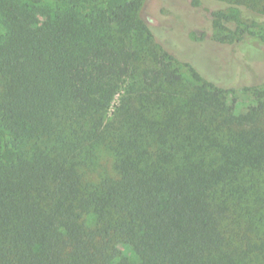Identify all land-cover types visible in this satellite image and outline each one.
Wrapping results in <instances>:
<instances>
[{
  "label": "trees",
  "instance_id": "16d2710c",
  "mask_svg": "<svg viewBox=\"0 0 264 264\" xmlns=\"http://www.w3.org/2000/svg\"><path fill=\"white\" fill-rule=\"evenodd\" d=\"M144 1L0 0V264H264V76L213 83L159 33L239 57L264 0L163 2L200 34ZM100 150L111 173L87 179Z\"/></svg>",
  "mask_w": 264,
  "mask_h": 264
},
{
  "label": "rangeland",
  "instance_id": "374dc122",
  "mask_svg": "<svg viewBox=\"0 0 264 264\" xmlns=\"http://www.w3.org/2000/svg\"><path fill=\"white\" fill-rule=\"evenodd\" d=\"M190 1V0H188ZM174 10L179 9L175 2L171 0H145L139 9L138 17L144 20L146 23L153 26H164L166 28L171 27V23L176 21L178 25H182L184 30L187 32L195 31L200 34L206 30V21L203 19L200 13L196 12L190 14L186 21L184 20L185 10H181V16L175 17L168 13L165 9L164 3ZM177 18V20H176ZM36 20L40 26L45 25V20L40 16L36 17ZM185 21V22H184ZM209 31V30H208ZM207 31V32H208ZM159 33L168 35L171 39L173 45L175 46L176 52L184 56L181 60H190L191 64L199 71V73L207 80L213 83L220 82H231V77L237 75L241 69L246 68L252 71L255 76L254 80L264 76V46L258 45L252 40H246L240 47L239 57H232L228 51L221 49L219 45L211 41H190L184 38L177 30L170 29L168 31H159ZM210 33V31L208 32ZM262 33V32H260ZM168 48L172 47L168 40H165ZM171 49V48H170ZM174 52V50H172ZM239 58V60L237 59ZM146 61V60H145ZM178 67V72L183 75H189L186 68L183 66ZM247 72V71H246ZM250 72H247V77H250ZM140 72L136 73L133 77L126 79L124 86L127 83L133 82V80L138 77ZM186 83L183 81L179 85V89H185ZM120 95L114 97L113 103L117 105L119 102ZM235 98L237 104L239 105L238 112H245L248 108L255 104L256 96L253 91H243L237 89V91L228 97V101ZM111 107L108 117L111 116L113 111ZM97 165L93 171L88 173L87 179L97 180L104 175H109L111 173V161L107 152L100 150L96 155Z\"/></svg>",
  "mask_w": 264,
  "mask_h": 264
}]
</instances>
